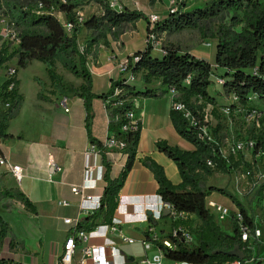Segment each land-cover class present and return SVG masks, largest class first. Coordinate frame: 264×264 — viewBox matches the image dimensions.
Listing matches in <instances>:
<instances>
[{"label":"trees","instance_id":"obj_1","mask_svg":"<svg viewBox=\"0 0 264 264\" xmlns=\"http://www.w3.org/2000/svg\"><path fill=\"white\" fill-rule=\"evenodd\" d=\"M101 9V14L91 15L84 19L81 24L77 21V0H27L26 5L12 6L8 18L14 23L20 35V47L18 50L5 57V50L0 55V63L17 56V65L25 68L31 61H39L45 64L50 85L59 94L64 93L65 86L62 76L56 72V64L69 71L73 76L82 80L78 88L72 91L83 99L86 110V127L90 132L91 108L94 98L99 97L103 101L111 98L116 88L124 94L111 98L107 104L110 108L111 118L118 117L113 125L126 124L124 115L133 108L132 99L136 97H159L169 88L178 92L175 98L184 103L197 120L201 119L200 112L208 105H217L215 98L208 91L211 83V75L215 71L224 80L222 89L227 93H233L238 97V103L249 105L248 98L251 94L262 103V114L259 118L262 129L255 138L257 144L264 148V3L260 0H213L206 8L185 10L189 0H179L175 12H168L164 19L156 22L153 31L160 36L163 33H178L188 29L202 31L204 22L217 18L220 13L227 9H233L240 13V17L234 20L242 24L238 32L219 28L215 45L214 62L194 57L187 50H182L173 43L164 45V53L152 55V46L146 44L143 51L136 52L138 60L130 65V70L135 75H140V81L150 84L158 80L163 90L152 88L141 89L134 83H127L121 79L111 81L107 93L96 95L92 91V77L86 62L91 49L98 44L100 39L107 44V35L117 39L121 34L124 24L135 23L143 19L149 30L148 16L141 10L122 8L117 11L110 6L107 0H93ZM155 0H149L151 5ZM60 14L64 22L70 23L72 28L67 31L62 21L57 18ZM82 30L90 33L82 50L78 45V37ZM215 66V67H214ZM18 84V82H17ZM44 85V84H43ZM16 88L13 102L7 112L2 114L0 123V135L7 137L5 131L9 121L16 116L23 101V96ZM38 98L48 101L49 98L39 93ZM122 101L121 104H118ZM218 114V112H217ZM170 120L175 131L184 140L190 142L193 150H181L176 146L169 145L166 141H158L156 147L171 159L180 174L181 182L173 184L165 175L162 166L150 158H145L143 164L147 166L157 181L156 193L162 202H168L178 212H184L188 216L185 220H173L171 228L182 226L189 233L195 235L193 245L187 244L183 239L171 237L175 248L170 250L163 248L164 257L173 261H185L194 264H246L253 255L251 247L240 240V232L233 219H231L232 232H225L218 224L214 216L206 208V198L211 192L228 196L244 216V222L253 228V217H248L243 205L225 188L206 186L210 177L220 172L229 173L232 167L241 166L244 170L249 168L248 163L234 162L230 158L227 162L219 158L213 144L206 143L198 136L199 129L189 125L181 112L171 109ZM137 130H127L124 134L126 142L125 153L127 160L118 176L112 175L111 161L105 156L104 181L105 187L99 207L91 214L85 216L77 224V228L89 231L97 223H110L119 200V192L123 186L127 173L134 164L138 141L140 137V122L137 121ZM220 129V123L213 130ZM120 134L119 129H117ZM91 143L99 145V141L89 133ZM215 163L210 167L207 161ZM17 191V190H16ZM16 198L24 208L32 213L36 209L28 198L17 191ZM168 216H162L166 219ZM148 220L153 225L151 215ZM146 235V232H145ZM8 236V224L0 216V240ZM179 236L181 233L179 232ZM12 246V242L10 243ZM237 246L243 253V258H237L229 254ZM0 264H12L8 259H0ZM19 264V263H15ZM251 264H258L255 260Z\"/></svg>","mask_w":264,"mask_h":264},{"label":"crops","instance_id":"obj_2","mask_svg":"<svg viewBox=\"0 0 264 264\" xmlns=\"http://www.w3.org/2000/svg\"><path fill=\"white\" fill-rule=\"evenodd\" d=\"M108 1L117 11L128 8L141 10L147 16L158 14L160 19L167 16L165 12L167 3L164 0H157L153 5L149 3V0H138L140 3L136 2L141 5L140 8L136 7L134 0H127L126 5L119 3L122 0ZM130 1L134 2L131 4ZM99 14H101L100 7L96 15ZM121 31L117 39L107 35L106 45L104 40L100 39L87 58L86 66L92 77V91L96 95L107 93L111 81L118 79L117 65L121 57L143 51L146 47L147 23L145 20L140 19L133 24H124ZM83 33H86V36L88 34L90 38L88 31L82 30L80 35ZM88 39H85V42ZM151 52L154 56L159 54L155 48ZM187 52L199 59L207 58L209 54L204 46L199 50H187ZM213 62L214 59L210 61V63ZM56 72L62 76L66 88L64 93L56 92L55 88L50 85L48 76L43 77L45 84L43 94L49 100L38 98L31 106L25 103L21 80L18 77V91L22 94L23 101L18 113L9 121L5 131L7 137L4 139L3 151L10 161L22 167L24 177L20 183H17L11 175L0 169V179L4 180L5 178H1V175L5 174L12 183L10 187H15V190L24 194L36 209V213H32L26 210L17 198L15 199L20 204L19 216L9 217L6 220L9 236L5 238L12 239L13 245L4 241L0 248V259H8L12 264H60L63 245L70 229V225L63 221L64 218L78 217L81 220L93 211L82 208H93L96 206L95 202H98L96 197H92L86 201L88 203L81 204L80 196L71 191L72 185H81L84 182V153L90 143L89 133L99 141L105 134L117 132L116 126L107 124L104 101L99 97L92 101V118L90 132H88L83 99L72 91V88H78L82 84V80L65 70L60 63L56 64ZM136 84L141 89L163 90L158 80L144 84L139 79ZM213 96L219 105L218 102L222 96L217 93ZM62 97L67 98V112L59 103ZM228 97L229 94L225 98L227 101ZM172 100L173 97L169 92L159 97L132 99L134 118L140 122L141 129L134 164L127 173L119 192L121 202H128L125 207L128 216L142 213L143 210L146 214H151L152 210H158L159 202H162L156 193L158 185L154 174L142 163L145 158L148 157L162 166L165 175L173 184L177 185L181 182L175 163L164 153L158 151L156 143L166 141L169 145L181 150L194 149L190 142L178 135L171 123ZM115 159L117 164L112 165L111 169L112 175L116 177L122 170L121 166L126 163L127 156L120 153L115 155ZM48 164L56 166L51 173L48 171ZM213 176L210 177L206 186L225 188L221 186L225 180H217ZM219 181L222 183L220 184ZM84 184L89 194L102 195L103 187L98 180V170L92 172ZM225 189L234 195L228 188ZM219 195L218 192H211L207 199L224 205ZM62 200L69 204L60 205L59 201ZM261 221L264 223L263 219ZM153 225L156 231L160 233L163 231L158 230L157 222ZM226 225L230 231L220 226L225 232L231 233V224L226 222ZM147 228L148 222L144 218L133 228L128 227L126 230L129 236L138 240ZM115 241L120 254L130 263L144 259V256L151 251H145L139 242L126 244L118 238H115ZM262 241L261 235L257 243H262ZM263 247V244L257 245L254 249H257V253L254 255L260 254V249ZM263 256L260 255V257ZM79 257L80 253L77 250L74 264H77ZM115 258L118 262L122 260L121 256L116 254ZM87 264L91 262L88 260Z\"/></svg>","mask_w":264,"mask_h":264},{"label":"built area","instance_id":"obj_3","mask_svg":"<svg viewBox=\"0 0 264 264\" xmlns=\"http://www.w3.org/2000/svg\"><path fill=\"white\" fill-rule=\"evenodd\" d=\"M179 0H171L169 3V12H175L178 7ZM137 5V4H136ZM57 16H61L57 14ZM8 18V17H7ZM149 30L146 35V43H150L152 49L155 48L158 50V53L163 54L164 47L160 44L157 34L153 31L154 25L156 22L161 19L155 14H149ZM77 21L79 24L83 21L80 17V14L77 12ZM63 27L70 31L72 26L70 23L64 22L62 20ZM207 46H210V42H204ZM20 47V35L18 29L15 27L14 23L8 18L7 22L3 23L0 26V55L2 54V50H5V57H8L10 54L18 50ZM80 50L83 47H79ZM138 60V56L136 54H130L128 56H123L118 60L117 70L119 77L118 79L123 80L127 83L136 82L140 75H135L130 70V65H133L134 62ZM215 67V66H214ZM18 65H17V56L10 58L7 61H3L0 63V123L1 116L5 112H7L13 102L14 95L16 93V88L18 89ZM213 84V89L208 91L210 94H216L217 90L224 84V80L221 76H219L215 71L211 75V83ZM209 85V86H210ZM122 90L116 88L114 90V94L111 98H115L119 94H124L121 92ZM19 92V91H17ZM168 92L173 97L171 109L181 112L182 116L188 121L189 125L192 127H197L199 129L198 136L200 139L205 141L206 143L213 144L216 149V153L221 159L228 160L230 158L233 159L234 162L248 163L250 165L249 168L244 170L241 169L242 165L238 167H232L227 175L231 176L234 180L235 185L238 190V194L240 198L236 199L242 204L246 202V193L250 194V202L248 207L245 208L247 216L253 217V228H251L248 224L244 222V216L234 205L233 209H230L227 206L219 204L213 200H209L206 198L205 206L210 211V213L214 216V219L217 223L221 220L228 219L227 222H231L233 219L238 227L240 232V240L243 243H247V247H251L254 251L257 246V240L261 237V228L258 225V222L262 225V217L264 215V148L259 143L257 144V139L252 135H241L237 133L232 135L231 137L222 136L220 133L222 132L219 129L216 134L214 133V129L216 128L218 122L213 117V109L214 106L208 104L201 112V119L197 120L194 117L190 109L182 103L181 101L175 100L178 96V92L174 88H169ZM108 98L104 101V106L108 118L107 124H113V121H117L118 117L115 116L111 118L109 115L110 108H107V104L109 103ZM256 98L255 94H251L248 98L249 102ZM60 105L64 107V111L67 112L68 108L66 107L67 98L62 97L60 100ZM122 101H119L118 104H121ZM243 110V117H251L256 121L261 117L262 111L255 110L251 108V103L249 105H242L238 103V97L230 93L228 97V102L226 106L219 108L217 110L218 113H222L224 117L229 118L233 116L234 112H239V110ZM210 116V121L208 122L207 116ZM239 115V114H238ZM240 116V115H239ZM125 119H127V123L118 126L120 134L118 132L105 134L103 138L99 140V145L96 143H89L87 150L85 151V168H84V182L88 179L89 175L92 174L95 170H98V180L101 183L103 189L105 187L104 181V172L105 165L103 163V157L105 156L109 159L112 165H116V154H124L126 148V142L124 140L123 134L127 130L135 131L137 130V121L134 118V111L130 109L124 115ZM220 123V122H219ZM235 129V128H232ZM257 135V133H256ZM4 137L0 135V169L11 175L17 183H20L24 177L22 167L19 164H15L8 159L3 151V143ZM207 164L210 167H214L215 163L211 160L207 161ZM125 166L122 165V169ZM56 166L54 164H48V171L51 173L55 170ZM72 185L71 191L80 196L81 204L88 203L86 201L90 200L92 197H96L98 202H95L96 208H82L83 210H96L99 207V199L101 198V194H89L86 191V185ZM244 184L243 188L240 190L239 183ZM245 188V189H244ZM120 202L117 203V207L114 211V214L111 218L110 223H97L91 230H81L77 228V224L80 222L78 217L76 218H64V222L70 225V229L68 230L67 238L63 245V250L60 256V264H74V259L76 256L77 250L80 253V257L77 260V264H87L89 260L91 264H163L162 258L163 248H168L170 250L175 248V243L171 237H167V234L171 233L172 237L175 239H183L187 244L188 241H192V237L195 236L189 233L182 226H178L177 228H171V231L167 234H161L160 232L155 230V226L151 225V222L148 220V215L145 210L142 213H134L133 215H127L125 207L128 205V202H121L122 198L119 199ZM60 205H68L67 201H59ZM164 209H168V219L171 220H185L188 216L184 212H178L174 206L168 202H159L158 210L151 211V217L154 222L162 219V213ZM92 211V212H93ZM144 218L148 222V228L144 231L142 237L140 239H134L129 236L127 233V228H133L138 222L143 221ZM165 219V218H164ZM146 232V235H145ZM179 232L181 236H179ZM115 238H118L122 243L133 244L135 242H139L142 248L145 251L154 250L157 252L151 259L144 256V259L138 260L135 263H130L126 260L121 254L116 246ZM190 245V244H189ZM115 254L121 256L122 260L118 262L115 258ZM256 256L253 253L250 261H254ZM246 263L248 261H245ZM256 263L264 264V259H258ZM174 264H194L191 262L185 261H174ZM232 264H239V261H234Z\"/></svg>","mask_w":264,"mask_h":264},{"label":"rangeland","instance_id":"obj_4","mask_svg":"<svg viewBox=\"0 0 264 264\" xmlns=\"http://www.w3.org/2000/svg\"><path fill=\"white\" fill-rule=\"evenodd\" d=\"M122 1L124 3H122ZM122 1H119V3L121 5L122 4H124V5L128 4L127 0H122ZM134 1H130V3L132 4L134 2L135 5L137 4L136 7L140 8L141 5H138V3H137L139 1L138 0H134ZM164 1H165V3H167V5H166L167 8H166L165 12H167V14H168V12L170 10L169 3L171 0H169V1L164 0ZM212 1L213 0H189L188 5L185 8V10L189 11V10H193L196 8H206V7L210 6ZM260 1L264 3V0H260ZM26 2H27V0H0V26H2L3 23L7 22V20H8L7 17L10 16L9 10L12 6H19L20 4L25 6ZM77 2L79 3V6L77 8V12L80 14V17L83 20L88 18L91 15H96V13L98 12L99 5L97 3H95L93 0H77ZM156 2H157V0L154 1V3H156ZM110 6L112 8H114L113 5H110ZM155 15H157L160 18V16L158 14H155ZM239 17H240V13L238 11L233 10V9H227V10L222 11L217 18H214L210 21L204 22L201 32H199L196 29H188V30H184V31H181L178 33H170V34L163 33L157 37H158V40L162 46H164L168 43H173L182 50H199L200 48H202V46H204V48H206L209 51L207 58L204 57V59L206 61L210 62L212 59H214L215 45L217 42V36H218L219 28L223 27L225 29H228L229 31L238 32L240 30L242 24L239 22H234V20L236 18L238 19ZM57 18H59L61 21L63 20V18L61 16H57ZM88 38H89V36H88V34L86 36V33H83L82 35H80L79 39H78L79 47H84V45L86 43L85 39H88ZM205 41L210 42L211 45L207 46L204 43ZM210 52H211V54H210ZM44 66H45V64H43L42 62H39V61H33L29 66L27 65L25 68H21L18 66L17 76L21 80L22 91H23V94L25 96L24 100H25V103L28 104V106H31L32 104H34L36 102V100L38 99L39 93L43 94V88H44L45 84H44L42 79H43V77L48 76L46 74L47 72H45ZM45 68H46V66H45ZM139 79H140V77H139ZM212 89H213V84H211L209 86V90H212ZM216 92L218 95L222 96L221 97L222 99L220 98V102H218L219 105L214 106V109L212 111L213 112L212 115L217 120L218 123L220 122V129L222 130V132L220 134L222 136L231 137L232 135H235L237 133H240L241 135L255 136L256 133L257 134L259 133L260 129H262V126L260 124L259 119L256 121L255 119L253 120V118H251V117H243V110L242 109H240L238 113L234 112L233 116H230L229 118L224 117L222 113L217 114V110L219 108L226 106L228 101L225 99L227 97V93L223 89L220 88ZM215 96H217V95H215ZM251 108L261 111L263 108L262 103L260 102V100L255 98L251 101ZM207 120H208V122L212 123V121H210L211 119H210L209 115L207 116ZM232 128H235V129H232ZM213 175H214L213 176L214 179H217V180H223L224 179L225 180L224 184H221L222 182L219 181L221 186L228 188L234 194L233 196L240 198V195L238 194V190H237V187L235 185V182L231 178V176H229L227 174L220 173V172H216ZM1 178H5V179L4 180L0 179V213H1L0 216L6 222V220H8L9 217H18L19 216L18 210H20V204H19V202L15 201L17 191L15 190L16 189L15 187H10V185L12 183L9 182L8 177H6L5 174H2ZM242 183L241 182L239 183L240 190L244 186V184H242ZM245 195H246V202H243L242 204L244 205L245 208H247L248 204L250 202V198H249L250 194L246 193ZM219 196L222 200L221 203H223L224 205H226L230 209L234 208L235 204L233 205L232 200L228 196H225L222 194H220ZM262 219L264 221V216L262 217ZM227 221H228V219L221 220L218 224H220L222 226V228H224L226 231H230V229L226 225ZM258 225L261 228V235L263 238L262 243H257V245L260 246L261 244L264 245V223L261 225L258 222ZM156 227L158 228V230H163V231H161V234H167L168 232L171 231V220L168 218H166V219L162 218V219L157 221ZM7 237H5V238H7ZM5 238L0 240V248L2 247V244L4 243V241L9 242V245H10V242L13 241L12 239L9 240V239H5ZM195 239H196V237L193 236L192 241H188V243L190 245H193L195 242ZM253 253L256 254L257 249L254 250ZM155 254H157V252H155L152 249L147 254V257L149 259H151ZM260 255H264V247L260 249V254L258 253L257 255H255L256 256L255 262L257 261V258L258 259H264V256L260 257ZM162 263L163 264H174V261L171 259H168L166 257H163ZM251 263H252V261H248L246 264H251Z\"/></svg>","mask_w":264,"mask_h":264},{"label":"water","instance_id":"obj_5","mask_svg":"<svg viewBox=\"0 0 264 264\" xmlns=\"http://www.w3.org/2000/svg\"><path fill=\"white\" fill-rule=\"evenodd\" d=\"M168 213H169L168 209H164L163 213H162V216H168ZM149 214L150 213H148L147 215H149ZM229 254L231 256H234V257H237V258H240V259L243 258V253L237 246H235L234 249L229 252Z\"/></svg>","mask_w":264,"mask_h":264}]
</instances>
